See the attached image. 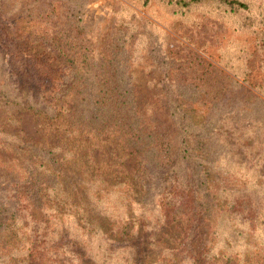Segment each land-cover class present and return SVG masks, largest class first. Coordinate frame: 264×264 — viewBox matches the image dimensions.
<instances>
[{
  "label": "rangeland",
  "instance_id": "1",
  "mask_svg": "<svg viewBox=\"0 0 264 264\" xmlns=\"http://www.w3.org/2000/svg\"><path fill=\"white\" fill-rule=\"evenodd\" d=\"M239 1L249 9L233 13L212 2L181 9L168 0H0V264H77L59 245L67 242L64 230L91 243L85 264H168L176 254L178 264L193 253L201 254L199 264H264V0ZM70 63L96 74L110 63L147 130L177 141L187 131L191 158L184 168L199 166L210 199L217 195L188 250L180 224L164 221L156 198L116 185L135 175L136 157L112 139L102 142L107 134L82 136L78 152L93 149V159L71 160L61 171L101 235L33 205L31 146L58 141L22 98L50 94L48 79L40 78L67 77ZM93 174L114 186L90 183ZM98 188L99 201L87 203ZM234 201L243 210L232 214L225 204ZM43 216L47 236H36L47 228L34 223ZM107 224L119 232L114 240L103 233Z\"/></svg>",
  "mask_w": 264,
  "mask_h": 264
},
{
  "label": "trees",
  "instance_id": "2",
  "mask_svg": "<svg viewBox=\"0 0 264 264\" xmlns=\"http://www.w3.org/2000/svg\"><path fill=\"white\" fill-rule=\"evenodd\" d=\"M148 1L144 0L145 3ZM168 1L181 9H188L205 2L226 7L233 13L245 12L249 9L247 3L239 0ZM261 50L264 52V40ZM109 67L110 63L99 66L96 74L94 68L80 67L73 63L65 64L68 70L65 72L68 74L67 77L40 78L41 81L48 79L52 90L47 93L50 94L45 96L40 92L35 96L28 95L22 98L28 105L27 109L48 125V131L56 138V142L58 141L47 148L31 146L33 205L37 210L44 208L51 212L49 216L51 218L72 217L80 230L88 234L101 235L98 229L93 228V222L87 221L84 207L78 202L81 200H77L74 190L65 184L61 171L71 160L82 158L88 162L92 158L93 149L83 155L78 152L81 150L82 136L90 134L91 138L96 139L107 134V138L102 139V142L112 139L122 146L128 156L136 157L135 175L116 185L140 189L145 192L148 199L151 196L156 198L155 204L164 221L180 224L184 232V245H181L188 250L189 236H193L209 216L212 210L210 204L216 201L217 195L210 199V188H206L208 178L199 174V166L195 165V171L184 168L191 158L189 146L184 139L187 131L183 130L179 135L181 138L177 141V137L168 140L163 138L159 131L147 130L146 121L135 107V97L120 88L121 81L114 80ZM95 181H99V188L109 186V181L104 179V175L93 174L90 183ZM130 181L133 182L131 186ZM113 186L114 184L109 187ZM99 188L91 193L89 199L85 197L87 203L95 204L99 201L98 196L101 194ZM87 191L89 189H86V193ZM233 203L234 205L225 204L228 212L233 214L243 210L239 208L240 204L237 201ZM254 219L251 216L249 221L252 222ZM34 223L47 226L42 230L43 232L36 229L35 235L47 236L46 231L49 230L50 225L46 218L44 216L37 218ZM109 225L107 224L105 229L102 228L103 233L114 240L119 232L113 234L114 225H110V228ZM123 234L127 235V233ZM61 238L67 241L59 243L64 247V253L72 259L76 258L77 264H85L87 247L91 243L85 240L80 242L79 238L70 236L67 230L63 231ZM56 249L61 250V248ZM177 256L178 254L174 255L173 259H169L168 264H176ZM197 256L201 254L193 253L190 257L185 256L178 261V264L187 262L199 264Z\"/></svg>",
  "mask_w": 264,
  "mask_h": 264
}]
</instances>
